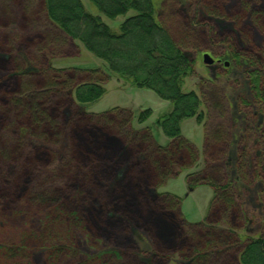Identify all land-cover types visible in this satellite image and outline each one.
Returning <instances> with one entry per match:
<instances>
[{
    "label": "trees",
    "instance_id": "trees-1",
    "mask_svg": "<svg viewBox=\"0 0 264 264\" xmlns=\"http://www.w3.org/2000/svg\"><path fill=\"white\" fill-rule=\"evenodd\" d=\"M89 1L100 16L82 0H0V217L52 208L40 234L26 231L17 245L0 246V264H35L28 252L34 245L48 251L46 264H129L132 229L151 238L159 264L175 254L187 264H264V228L259 237L242 236L252 217L230 174L236 128L230 103L211 79L201 80V97L184 91L196 74L193 56L221 61L227 47L233 60L254 66L247 76L264 114V0H237L239 8L228 13L230 0H187V11L175 0V16L167 15L166 1L160 9L155 0ZM130 12L118 30L103 20ZM181 16L182 26L174 19ZM219 20L233 31L221 32ZM82 49L119 80L171 104L157 123L166 146L152 128L136 127L128 109L86 111L105 96L111 74L101 67L51 66V60L80 57ZM240 108L247 112L246 141L257 140L259 148L256 155L253 144L237 147L238 179L251 188L256 179L264 182V129L255 126L250 107ZM151 114L142 111L138 123ZM190 119L203 125L201 146L182 134ZM253 152L251 161L262 171L252 178L247 157ZM201 159L205 167L188 175V187L207 186L215 194L206 219L190 224L180 197L156 191ZM78 232L92 240L96 256L79 258ZM102 241L117 251L100 253ZM119 249L129 259L123 261Z\"/></svg>",
    "mask_w": 264,
    "mask_h": 264
},
{
    "label": "rangeland",
    "instance_id": "rangeland-1",
    "mask_svg": "<svg viewBox=\"0 0 264 264\" xmlns=\"http://www.w3.org/2000/svg\"><path fill=\"white\" fill-rule=\"evenodd\" d=\"M165 1L167 3L166 10H169L167 15L175 16L176 14H180V9L177 7L174 8L172 6V4H178L175 0H155L158 9H160V5ZM178 1L180 2L181 8L184 10L187 11L190 8L191 4H189L187 0ZM82 2L91 14L100 16L97 9L90 3L89 0H82ZM237 4V0H230L229 3L224 6V9L228 13L230 10L238 7ZM132 15H134V12H130L128 15L119 17L114 21L105 17H103V20L114 30H118L119 25ZM174 19L178 20L181 26L185 22V17L182 16L180 19L177 17ZM216 23L219 26L221 32L233 31V26L226 21L219 20ZM255 36L257 38L258 45L261 44L262 36L258 33H256ZM223 50L224 56L221 61L209 54L215 60L216 65L213 67H208L205 65L203 54H196L193 56V58L196 60V74L193 77L187 79L188 81L184 86V91H195L201 97V80L211 79L217 83L216 88L222 93L223 96L226 97V101L230 103V112L236 123V128L234 126L230 132V174L233 177V184L235 187H237V190L243 199L247 214L252 217L250 220L251 224L248 226V229L242 234V236L256 238L261 235L264 228V202L261 201V196L264 195L262 192L264 190V182L260 179H256L255 184L250 188L241 183L242 181L238 179L236 164L238 157L237 147L239 144L241 142H244L245 146L247 144L248 146L253 144L257 150L256 155H259L257 140H254L252 143H250L248 140L246 141L247 112L241 111L240 106L250 107L248 112H250L252 116L255 117V126L259 129V131H263L264 129V114H262L260 108L256 105L251 88V81L247 76V73L255 71L254 66L248 62H242L241 65L239 62H236L232 59L230 56L231 50L229 48L223 47ZM82 53L83 54L80 55V57L78 56L76 58H61L51 60V66L58 70L67 66L81 65L83 67L90 68L101 67L107 73L111 74L105 62L95 58L86 50L82 49ZM226 64L228 65L227 68H225ZM27 67L30 71H34L30 65H27ZM111 78L112 79L105 86V96L99 102L92 104L91 106H87L86 111L98 114L110 111L115 108L128 109L134 114V124L136 127L152 128L156 141L159 144L166 146L169 143V140L163 135V132L157 123L161 116L170 111L171 104L161 100L151 90L136 89L130 84H126L124 81L119 80L113 74H111ZM148 109L152 111L150 118L145 123L139 124L138 118L140 113ZM214 112L217 113V111ZM182 134L184 137L191 140L198 146H201L203 143V125H199L195 119L186 120L182 123ZM62 154L64 156L63 151ZM253 156L254 152L250 157H247V160L249 161L247 164V169L249 176H252V178L257 174H260L262 171L260 166L256 164L259 167L258 168L255 163H252L251 160ZM204 167V162L201 159L196 167L188 171L178 172V177L169 180L162 189H158L156 191L158 194L169 192L180 197L182 199L181 213L184 217V220L190 224H198L206 219L208 209L212 200L214 199L215 193L211 188L207 186H199L195 188V190L190 191L187 184L188 175L199 173L204 169ZM10 175H12V173H10ZM8 202L11 203V201ZM95 206L100 209L98 205ZM21 207L23 209V205H21ZM31 208L32 210H28V212L25 214H8L7 217H0V246L17 245L20 241L21 235L26 231L36 234H40L42 232L46 213H48V209L51 207L47 208L33 206ZM8 209L10 208L8 207ZM110 221L113 223L115 222L113 218H111ZM122 222L123 220H121L119 223ZM96 235L98 234L96 233ZM77 236L79 239L77 244L79 258L83 260L87 257L96 256L98 252L95 249H92L90 246L92 240L80 232L77 233ZM107 238L112 239L110 237ZM130 238L132 239V242H134L135 251H132L129 259L126 257V252L119 249L118 252L124 256L123 261L129 259V264L133 262L136 264L138 262H145L146 264H159L158 262L153 261V242L148 235L142 232L134 231L132 229ZM116 251L117 248L112 246L110 247L107 242L102 241L100 243V253ZM28 252L32 254L35 264H46L45 259L47 257L48 251L43 247L34 245L32 249H29ZM125 263L128 264L127 262ZM168 264H187V262L181 260L179 256L175 254L172 256L171 262Z\"/></svg>",
    "mask_w": 264,
    "mask_h": 264
},
{
    "label": "water",
    "instance_id": "water-1",
    "mask_svg": "<svg viewBox=\"0 0 264 264\" xmlns=\"http://www.w3.org/2000/svg\"><path fill=\"white\" fill-rule=\"evenodd\" d=\"M204 63L208 66H212L215 63V60L208 54L204 55Z\"/></svg>",
    "mask_w": 264,
    "mask_h": 264
},
{
    "label": "flooded vegetation",
    "instance_id": "flooded-vegetation-1",
    "mask_svg": "<svg viewBox=\"0 0 264 264\" xmlns=\"http://www.w3.org/2000/svg\"><path fill=\"white\" fill-rule=\"evenodd\" d=\"M227 65V64H226Z\"/></svg>",
    "mask_w": 264,
    "mask_h": 264
}]
</instances>
